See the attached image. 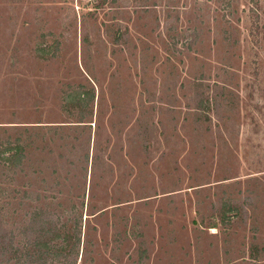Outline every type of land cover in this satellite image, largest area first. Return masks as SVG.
I'll list each match as a JSON object with an SVG mask.
<instances>
[{"label":"rangeland","instance_id":"1","mask_svg":"<svg viewBox=\"0 0 264 264\" xmlns=\"http://www.w3.org/2000/svg\"><path fill=\"white\" fill-rule=\"evenodd\" d=\"M0 264H264V0H0Z\"/></svg>","mask_w":264,"mask_h":264}]
</instances>
